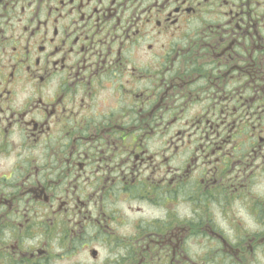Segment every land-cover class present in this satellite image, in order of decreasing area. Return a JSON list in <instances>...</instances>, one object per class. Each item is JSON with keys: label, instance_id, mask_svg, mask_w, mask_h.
Segmentation results:
<instances>
[{"label": "flooded vegetation", "instance_id": "1", "mask_svg": "<svg viewBox=\"0 0 264 264\" xmlns=\"http://www.w3.org/2000/svg\"><path fill=\"white\" fill-rule=\"evenodd\" d=\"M0 264H264V0H0Z\"/></svg>", "mask_w": 264, "mask_h": 264}]
</instances>
